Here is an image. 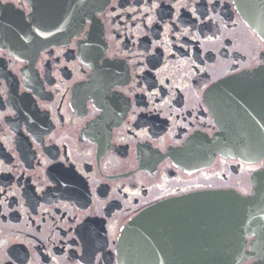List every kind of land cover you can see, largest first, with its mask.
Here are the masks:
<instances>
[{"label":"flooded vegetation","instance_id":"af4514ba","mask_svg":"<svg viewBox=\"0 0 264 264\" xmlns=\"http://www.w3.org/2000/svg\"><path fill=\"white\" fill-rule=\"evenodd\" d=\"M99 1L0 0V264H122L154 204L249 196L264 170L245 82L233 155L214 148L209 91L264 68L240 0Z\"/></svg>","mask_w":264,"mask_h":264},{"label":"water","instance_id":"95a60500","mask_svg":"<svg viewBox=\"0 0 264 264\" xmlns=\"http://www.w3.org/2000/svg\"><path fill=\"white\" fill-rule=\"evenodd\" d=\"M240 2L246 20L264 41V0ZM94 3L96 8L101 6L99 0ZM242 82L248 84L249 97L259 98L261 93L264 99L263 67L242 78L224 79L208 94L222 129L214 148L225 156L234 152V98L243 91ZM254 139V155L263 157L264 137ZM254 183L249 196L207 190L154 204L119 236L122 264H264V170L256 173Z\"/></svg>","mask_w":264,"mask_h":264}]
</instances>
